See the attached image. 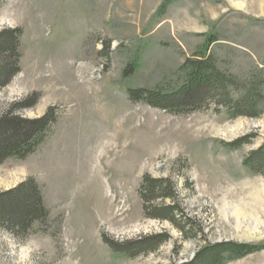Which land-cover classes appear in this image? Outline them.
I'll return each instance as SVG.
<instances>
[{"label": "rangeland", "instance_id": "obj_1", "mask_svg": "<svg viewBox=\"0 0 264 264\" xmlns=\"http://www.w3.org/2000/svg\"><path fill=\"white\" fill-rule=\"evenodd\" d=\"M4 28H20L21 56L0 116L33 96L14 114L53 119L34 151L0 162V192L33 179L47 213L20 233L0 224V264H190L225 242L259 249L221 264H264V164L251 160L264 150V0H0ZM201 55L230 78L232 102L209 92L172 111L130 97L179 90ZM255 86L256 115H235ZM167 177L196 235L147 213L146 178ZM151 235L163 239L133 254L111 243Z\"/></svg>", "mask_w": 264, "mask_h": 264}, {"label": "trees", "instance_id": "obj_2", "mask_svg": "<svg viewBox=\"0 0 264 264\" xmlns=\"http://www.w3.org/2000/svg\"><path fill=\"white\" fill-rule=\"evenodd\" d=\"M20 28H4L0 30V90L6 86L12 77L20 70L19 37ZM186 76L185 84L172 93H162L160 90L129 88L128 93L133 99H143L151 104L172 110H185L199 106L204 102L209 92L223 98V103L231 101L227 90L230 78L216 66V61L211 57L196 56L193 60H187L183 67ZM257 86L251 89L257 95L245 96L232 103L231 110L234 114H247L254 110L255 100L259 96ZM210 96V95H209ZM256 97V98H255ZM35 97L31 96L24 101L15 104L14 108L0 116V162L10 156L25 157L34 151L36 146L45 136L50 121L53 119L52 110H48L43 116L37 118H25L14 114L13 109L30 107L34 104ZM232 102V101H231ZM250 115H256L252 112ZM263 155L251 159L255 169L264 164V150L254 155ZM144 185L145 203H153L145 206L147 213L153 217L168 219L177 225L185 234L196 235L201 231L200 225L195 224L193 218L185 217L182 204L176 191V184L172 178H146ZM161 199V203H156ZM41 196L33 179L24 181L14 188L0 192V224L9 228L12 232L20 233L29 227L34 218L44 215L46 211L40 207ZM151 209V210H150ZM183 215L184 220L177 219L176 215ZM193 223L189 224L188 223ZM200 228V230L198 229ZM195 234H194V232ZM163 239V235H151L142 237L132 243L111 242L118 250L125 253H137L152 249ZM259 249L254 244L241 243H216L206 246L195 255L190 264H221L227 257L240 256ZM229 252V256L223 254Z\"/></svg>", "mask_w": 264, "mask_h": 264}, {"label": "bare ground", "instance_id": "obj_3", "mask_svg": "<svg viewBox=\"0 0 264 264\" xmlns=\"http://www.w3.org/2000/svg\"><path fill=\"white\" fill-rule=\"evenodd\" d=\"M114 137H115V135H114ZM110 138V137H109ZM108 138V139H109ZM104 142V141H103ZM105 142H107V140L105 141ZM103 146H104V144H102ZM102 147V146H101ZM116 147H118V139H117V137H115L113 140H110V141H108L107 142V147H106V149H108V150H105L104 151V156H107V157H109V156H111L112 157V155H110L111 153H113L114 152V150L116 149ZM114 149V150H113ZM114 158V157H113ZM112 160V159H111ZM110 160V161H111ZM114 163V162H113ZM99 164V163H98ZM100 166H102V163H100L99 164ZM106 170V169H105ZM123 184V183H122ZM121 187V189H123L124 187L123 186H120ZM123 187V188H122ZM119 188V187H118ZM123 192V191H122ZM114 194V193H113ZM114 197H115V195H114ZM117 199V198H116ZM108 200L110 201V199L108 198ZM115 201V200H114ZM111 202V201H110ZM113 201H112V203H110L109 204V207H110V209L111 208H113L114 207V205H113ZM116 204V203H115ZM122 205V204H121ZM121 208H122V206H120ZM119 209V208H118ZM114 211V210H113ZM123 211V210H122ZM119 212V211H118ZM123 215H124V213H122ZM122 222V221H121Z\"/></svg>", "mask_w": 264, "mask_h": 264}]
</instances>
